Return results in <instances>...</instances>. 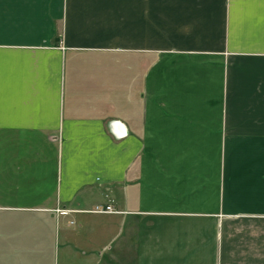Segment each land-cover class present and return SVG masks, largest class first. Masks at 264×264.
<instances>
[{"label":"crops","instance_id":"obj_1","mask_svg":"<svg viewBox=\"0 0 264 264\" xmlns=\"http://www.w3.org/2000/svg\"><path fill=\"white\" fill-rule=\"evenodd\" d=\"M0 264H264V0H0Z\"/></svg>","mask_w":264,"mask_h":264},{"label":"built area","instance_id":"obj_2","mask_svg":"<svg viewBox=\"0 0 264 264\" xmlns=\"http://www.w3.org/2000/svg\"><path fill=\"white\" fill-rule=\"evenodd\" d=\"M60 212H63L62 210H59ZM94 212L97 213H117L118 211L115 210L112 206H106V207H98Z\"/></svg>","mask_w":264,"mask_h":264}]
</instances>
